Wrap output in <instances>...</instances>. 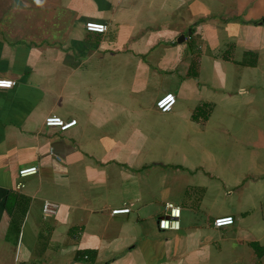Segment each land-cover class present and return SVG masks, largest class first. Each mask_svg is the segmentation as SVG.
<instances>
[{
  "label": "crops",
  "instance_id": "crops-1",
  "mask_svg": "<svg viewBox=\"0 0 264 264\" xmlns=\"http://www.w3.org/2000/svg\"><path fill=\"white\" fill-rule=\"evenodd\" d=\"M22 2L0 0V78L17 83L0 90V264H264V0ZM169 203L179 231L158 230Z\"/></svg>",
  "mask_w": 264,
  "mask_h": 264
},
{
  "label": "built area",
  "instance_id": "built-area-1",
  "mask_svg": "<svg viewBox=\"0 0 264 264\" xmlns=\"http://www.w3.org/2000/svg\"><path fill=\"white\" fill-rule=\"evenodd\" d=\"M85 28L88 32L105 34L108 32L109 28L105 24H99L94 22L86 23ZM16 81L2 79L0 78V90H10L16 86ZM176 104V97L173 94H167L161 97L156 102V108L160 113L167 114L170 113ZM78 124L77 120H64L58 116H48L45 119V126L48 128H56L61 132H66ZM39 173L37 167H29L21 169L18 173L20 182L17 184L16 189L22 190L25 187L24 180L30 177H34ZM167 214L158 220V230L159 231H179L181 227V208L175 204H166L165 206ZM59 211V206L50 201H45L42 206V213L44 219H50L56 217ZM130 209L128 208H118L112 210L111 214L122 215L128 214ZM235 220L233 217H220L214 220L213 226L216 229H221L234 225Z\"/></svg>",
  "mask_w": 264,
  "mask_h": 264
},
{
  "label": "trees",
  "instance_id": "trees-1",
  "mask_svg": "<svg viewBox=\"0 0 264 264\" xmlns=\"http://www.w3.org/2000/svg\"><path fill=\"white\" fill-rule=\"evenodd\" d=\"M18 191L10 194L6 206L8 215L11 218L10 228L8 231V239L11 235L15 236V243H17L20 228L26 215V201L17 193ZM254 248L259 255L264 252V250L260 249L258 246H254Z\"/></svg>",
  "mask_w": 264,
  "mask_h": 264
},
{
  "label": "water",
  "instance_id": "water-1",
  "mask_svg": "<svg viewBox=\"0 0 264 264\" xmlns=\"http://www.w3.org/2000/svg\"><path fill=\"white\" fill-rule=\"evenodd\" d=\"M14 2V4L17 6V7H24V3L22 2V0H12ZM184 36H182L181 38H179L178 42L179 43H182L184 41Z\"/></svg>",
  "mask_w": 264,
  "mask_h": 264
},
{
  "label": "rangeland",
  "instance_id": "rangeland-1",
  "mask_svg": "<svg viewBox=\"0 0 264 264\" xmlns=\"http://www.w3.org/2000/svg\"><path fill=\"white\" fill-rule=\"evenodd\" d=\"M30 1V0H29ZM7 2L11 3V0H7Z\"/></svg>",
  "mask_w": 264,
  "mask_h": 264
}]
</instances>
